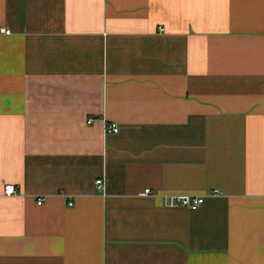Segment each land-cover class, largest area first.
I'll return each instance as SVG.
<instances>
[{
  "label": "crops",
  "instance_id": "0c3cea01",
  "mask_svg": "<svg viewBox=\"0 0 264 264\" xmlns=\"http://www.w3.org/2000/svg\"><path fill=\"white\" fill-rule=\"evenodd\" d=\"M0 264H264V0H0Z\"/></svg>",
  "mask_w": 264,
  "mask_h": 264
},
{
  "label": "built area",
  "instance_id": "2783aa9c",
  "mask_svg": "<svg viewBox=\"0 0 264 264\" xmlns=\"http://www.w3.org/2000/svg\"><path fill=\"white\" fill-rule=\"evenodd\" d=\"M7 33H10V31H7ZM94 121H95V118L90 117L87 122L89 124H91ZM105 128L108 132H112V133H117L119 131V127L116 123L105 122ZM96 185L101 190L103 188V180L98 179L96 181ZM4 192L8 196L14 195L17 192V186L15 184H7L5 186ZM219 193H220L219 190H213L211 192V194H213V195H216ZM144 194L150 195V194H152V191L150 189H147L144 192ZM205 197H206L205 195L176 193V194L166 195L164 198H165L166 204L168 206H172V207L182 206V207H187L191 210H197L198 208H200L204 204ZM43 200H44L43 198H39L37 200V203L42 204ZM69 204L72 205L73 203L70 202Z\"/></svg>",
  "mask_w": 264,
  "mask_h": 264
}]
</instances>
